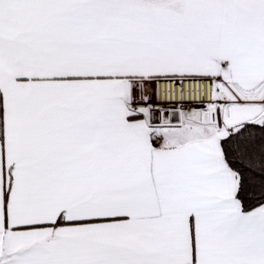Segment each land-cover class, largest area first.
I'll return each mask as SVG.
<instances>
[{"label": "snow or ice", "instance_id": "snow-or-ice-1", "mask_svg": "<svg viewBox=\"0 0 264 264\" xmlns=\"http://www.w3.org/2000/svg\"><path fill=\"white\" fill-rule=\"evenodd\" d=\"M0 264H264V0H0Z\"/></svg>", "mask_w": 264, "mask_h": 264}]
</instances>
